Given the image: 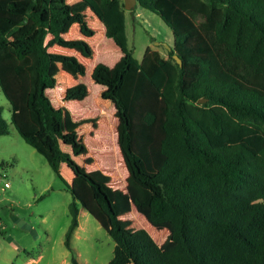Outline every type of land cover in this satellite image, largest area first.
I'll return each instance as SVG.
<instances>
[{"label":"rangeland","instance_id":"1","mask_svg":"<svg viewBox=\"0 0 264 264\" xmlns=\"http://www.w3.org/2000/svg\"><path fill=\"white\" fill-rule=\"evenodd\" d=\"M67 2L72 10L70 15L82 14L94 33L88 36L90 39H84L86 36L77 27L73 29L72 24L78 22H70L61 35L63 43L55 42L49 47L50 52L72 58V61H53L51 70L55 85L47 90L53 105L63 110L64 134L71 135L61 142V149L70 154L80 170L102 184L124 229L132 232L144 228L161 249L167 250L173 246L169 223L153 225L148 219L149 199L156 191L140 184L131 175L120 147L123 123L113 100L102 96L108 85L90 77L97 62L109 67L106 75L111 78L122 64L119 46L106 38L105 25L116 24L118 39L134 58L143 61L145 74L136 67L129 70L118 93L121 98L132 96L136 99L128 106L129 129L133 149L141 157L140 166L149 174L155 173L163 160L159 146L164 101L173 100L177 75L173 55H177L185 67V86L191 84L198 71L197 65L185 61L193 54L211 60V75L239 81L264 92L263 79L239 59L231 58L224 47L215 42L213 26L202 17L204 0H161L158 9L164 19L139 5L130 11L117 3L120 14L111 11L104 28L96 17L100 13L99 0H85L90 3L89 8L84 0ZM91 10L96 15L91 14ZM26 12L27 8L22 6H16L14 13L0 9V18H6L5 22L0 21V28L6 33L15 23H22V29L10 36L9 41L24 32L34 35L36 28ZM185 29L190 32L191 40L178 43L174 31L182 34ZM79 42L86 43L90 55L83 52ZM160 44L169 46L173 55L169 57L161 47L156 52L155 47ZM35 65V53L18 61L12 45L0 48V106L9 128L7 134L0 136V264H107L112 258L114 243L108 234V220L97 206L91 187L67 164L60 165V175L74 188L79 203L78 226L70 238L69 249L65 245V234L70 223L72 195L44 155L26 143L10 122L12 107L17 126L33 134L37 144L50 147L48 142L41 140L37 112L27 103V96L34 92L37 81ZM80 86L87 92L81 98L70 99ZM204 102L186 101V108L208 131L215 145L245 143L255 151L263 146L264 132L259 126L235 121L228 117L224 108L202 105ZM209 109L222 117V137L209 130ZM146 112L155 114L151 125L143 120ZM74 148H78L77 154Z\"/></svg>","mask_w":264,"mask_h":264},{"label":"trees","instance_id":"2","mask_svg":"<svg viewBox=\"0 0 264 264\" xmlns=\"http://www.w3.org/2000/svg\"><path fill=\"white\" fill-rule=\"evenodd\" d=\"M136 1V5L161 16L158 9L161 0ZM204 1L206 6L202 17L213 26L215 42L222 45L231 58L239 59L251 68L252 73L260 75L264 82V0ZM0 2H7L5 5L0 3V9H6L9 13H14L16 6L27 8L26 17L36 28L34 35L24 32L12 41H9V37L22 29V23H15L7 33L0 28V48L6 49L12 45L18 61L31 53L36 54L37 81L34 92L27 96V103L37 112L41 140L48 142L50 147L37 144L33 134L17 126L12 107L10 122L26 143L44 155L72 195L70 223L65 234L67 248L71 249L70 238L78 226L79 203L74 188L68 186L60 175L62 163L67 164L91 187L97 206L108 220V234L114 247L107 264H264V144L258 151L245 143L215 145L208 131L186 108V101L197 102L205 98L206 102L202 105L220 106L229 118L253 123L264 132L262 90L211 75V60L195 54L185 59L187 63L198 66L195 79L185 86V67L173 60L177 75L173 84L174 98L164 101L159 146L163 160L159 169L149 174L142 170L141 157L133 149L130 116L118 93L131 66L145 73L139 61L118 39L119 27L115 24L105 25L106 38L116 42L123 53L122 64L111 78L106 75L108 66L97 62L90 77L108 85L102 96L113 100L123 123L120 147L131 175L140 184L156 191L149 199L148 219L153 225L169 223L171 227L173 246L163 250L144 228L132 232L124 229L102 184L80 170L70 154L61 149V142L70 139L71 135L64 134L61 127L63 110L53 105L47 90L55 85L51 70L53 61H72V58L50 52L49 47L55 42L63 43L61 35L67 22L77 21L80 32L85 36L93 35L94 30L82 14L72 17V10L64 0ZM115 3H121L124 8L123 0H99V7L109 9ZM86 5L90 7L89 2ZM0 21L5 22L6 18H0ZM174 35L178 43H184L191 37L189 31L182 34L174 31ZM85 44L79 42L83 52L90 55L91 51ZM159 47L169 57L173 55L171 49L167 50L161 44ZM82 70L79 73L82 74ZM86 92L87 89L80 86L70 99L81 98ZM208 118L209 130L222 137L221 115L209 109ZM154 119L152 112H146L143 116L148 125ZM8 132V121L2 115L0 106V136ZM73 151L77 154L78 148Z\"/></svg>","mask_w":264,"mask_h":264},{"label":"crops","instance_id":"3","mask_svg":"<svg viewBox=\"0 0 264 264\" xmlns=\"http://www.w3.org/2000/svg\"><path fill=\"white\" fill-rule=\"evenodd\" d=\"M1 1V0H0ZM84 2H85V0H84ZM65 3L69 6V3L67 2V0L65 1ZM85 6L87 7V8H89L87 5H86V2H85ZM99 10H100V13L99 14H95L94 12H92V10L90 11V13L91 14H94V15H96V17L99 19V21H100V24H101V26L104 28V25L106 24V23H108L107 21L109 20L108 18H107V15H110V13H111V11H112V13H117V14H120V9L117 7V3H115L114 5H112L109 9H101V8H99ZM111 13V14H112ZM106 21V23H104ZM70 22H67L65 25H64V29H63V32H62V34L64 35V33H65V30H66V28H68V26L69 25H71V24H69ZM116 25V24H115ZM72 26H73V29H75L76 30V27L78 28V30L80 31V28H79V26H78V24H76V23H74V24H72ZM180 28H182L181 26H180ZM189 29V28H188ZM188 29H185L186 31H188ZM184 30V31H185ZM80 37H83L82 36V34H80ZM84 39H90V37H88V36H86ZM189 40H191V38H189ZM162 45V44H161ZM156 46V45H155ZM118 47V46H117ZM159 46H156L155 47V51L156 52H158L159 51V49H157ZM118 49H120L119 47H118ZM150 52L149 53H151V52H153V51H151V50H149ZM120 53H121V57H123V53L121 52V50H120ZM139 63H140V66L141 67H143V61H139ZM109 68V67H108ZM132 68H135V66H131L130 67V69L129 70H131ZM125 77H126V75L124 76V78H123V84H124V81H125ZM122 84V85H123ZM122 100H123V102H124V104H125V106H126V110H127V113H128V116H130V110H129V105H132L133 104V102H135L136 101V99H134L132 96L129 98H122Z\"/></svg>","mask_w":264,"mask_h":264},{"label":"water","instance_id":"4","mask_svg":"<svg viewBox=\"0 0 264 264\" xmlns=\"http://www.w3.org/2000/svg\"><path fill=\"white\" fill-rule=\"evenodd\" d=\"M137 4V1L136 0H123V6H124V9L126 10H131L135 7V5ZM165 46V48L167 50H170L171 48L169 46H166L165 44H163ZM173 58L176 60V62L179 64V66L182 65V61L181 59L177 56V55H173ZM206 101L205 98H200L198 100V102H204Z\"/></svg>","mask_w":264,"mask_h":264},{"label":"built area","instance_id":"5","mask_svg":"<svg viewBox=\"0 0 264 264\" xmlns=\"http://www.w3.org/2000/svg\"><path fill=\"white\" fill-rule=\"evenodd\" d=\"M6 185V184H5Z\"/></svg>","mask_w":264,"mask_h":264}]
</instances>
